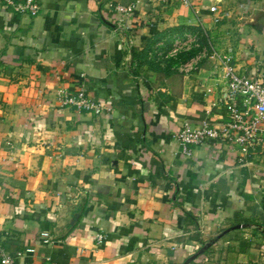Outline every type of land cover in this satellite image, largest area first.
I'll use <instances>...</instances> for the list:
<instances>
[{
  "label": "crops",
  "instance_id": "0c3cea01",
  "mask_svg": "<svg viewBox=\"0 0 264 264\" xmlns=\"http://www.w3.org/2000/svg\"><path fill=\"white\" fill-rule=\"evenodd\" d=\"M36 1L34 17L0 3V243L34 250L13 264H264V147L209 141L186 158L174 138L225 119L209 48L264 79V0ZM132 3L115 32L113 6ZM184 35L190 58L154 53ZM80 87L109 110L58 105Z\"/></svg>",
  "mask_w": 264,
  "mask_h": 264
},
{
  "label": "built area",
  "instance_id": "2783aa9c",
  "mask_svg": "<svg viewBox=\"0 0 264 264\" xmlns=\"http://www.w3.org/2000/svg\"><path fill=\"white\" fill-rule=\"evenodd\" d=\"M6 8L19 15L34 17L40 10L36 0H0ZM183 6L191 5L189 0H180ZM117 23L115 32L128 31L125 19L135 9V4L113 6ZM210 14L214 15L213 21L217 23L222 13L219 14L217 6L208 7ZM197 39L193 35H184L173 41L172 47L165 53L160 45L155 46L154 53L162 60L176 59L178 54L188 51L197 45ZM207 56V51L191 58L189 61L178 65L179 73L188 76L196 70L200 58ZM208 58L213 60L215 68L221 71V79L225 82V94L222 106L225 110V119L219 125L205 123L200 126L184 124L175 134L174 138L181 147L182 155L190 158L192 148L207 144L209 141L219 145L237 148L242 152V158L253 156L257 150L264 147V79L257 72L241 74L238 72L233 58L228 53L221 54L212 47L209 48ZM56 101L61 108H74L79 112H86L99 116L109 110L107 104L91 99L83 87L74 92L61 91L56 95ZM44 243L50 241L47 233H42ZM102 236H97L101 241ZM34 253L32 248L23 252L11 254L0 243V264H13L15 259L25 254Z\"/></svg>",
  "mask_w": 264,
  "mask_h": 264
},
{
  "label": "trees",
  "instance_id": "16d2710c",
  "mask_svg": "<svg viewBox=\"0 0 264 264\" xmlns=\"http://www.w3.org/2000/svg\"><path fill=\"white\" fill-rule=\"evenodd\" d=\"M194 53H195V50H191L190 52L186 53V56H184V54H183V55H180V56H181V57L184 56V58L187 57V59H188V58H190L191 56H193ZM233 219L235 220V223H236V224L241 223V221L238 219V215L235 214V215L233 216ZM243 223H247V222H246V221H243Z\"/></svg>",
  "mask_w": 264,
  "mask_h": 264
},
{
  "label": "rangeland",
  "instance_id": "374dc122",
  "mask_svg": "<svg viewBox=\"0 0 264 264\" xmlns=\"http://www.w3.org/2000/svg\"><path fill=\"white\" fill-rule=\"evenodd\" d=\"M189 52H190V50H189ZM178 55H179V54H178ZM210 241H211V239H210ZM205 243H206V241H205ZM208 253H209V250L205 251L204 255L207 256ZM209 254H210V253H209ZM211 257H212V256H211ZM194 261H195V259L193 258L192 261L190 262V264H195Z\"/></svg>",
  "mask_w": 264,
  "mask_h": 264
}]
</instances>
